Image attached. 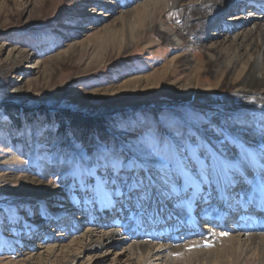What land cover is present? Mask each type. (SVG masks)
<instances>
[{
  "label": "rangeland",
  "instance_id": "rangeland-1",
  "mask_svg": "<svg viewBox=\"0 0 264 264\" xmlns=\"http://www.w3.org/2000/svg\"><path fill=\"white\" fill-rule=\"evenodd\" d=\"M113 1L116 5L108 10ZM143 1L126 0L118 7L117 0H0V236L13 238L20 230L18 248L12 247L13 240L1 243L0 237V264H26L18 254L29 248L26 240L38 239V232L41 236L52 232L57 220L47 213L54 207L63 208L98 186L108 191L99 170L89 171V165L78 163L81 155L91 159L98 143L131 145L155 139L163 145L182 135L205 142L200 131L219 144L225 138L240 141L239 130L228 128L216 107L209 111L201 104L207 97L189 88L196 73L201 84L214 86L211 98H223L233 92L232 76L216 72L205 55L195 53L200 50L196 44L185 39L177 47L166 37L181 23L178 8L166 12L167 26L148 30L140 39L132 9ZM244 8L222 18L253 11ZM261 9L264 12V3ZM11 48L22 50L25 58L10 62ZM186 55L196 58L197 69H186ZM195 95L201 101L194 100ZM239 112L233 113L235 119L241 117ZM233 159L238 161V154ZM251 162L259 171L257 161ZM42 180L47 190L37 186ZM259 189L264 197V185ZM25 195L34 200L26 203ZM213 204L212 199L197 203L194 214L214 213ZM10 207L16 219L11 218ZM42 214L44 229L30 227ZM200 225H208L205 218ZM23 226L28 227L24 233ZM213 227L205 230L203 242L193 238L195 243L183 248L203 249L209 255L200 254L205 262L182 261L179 250L171 257H178V264H207V259L213 264V253L222 251L220 240L229 236ZM49 260L64 264L67 257ZM75 264H136V260L116 245L85 251Z\"/></svg>",
  "mask_w": 264,
  "mask_h": 264
},
{
  "label": "bare ground",
  "instance_id": "bare-ground-1",
  "mask_svg": "<svg viewBox=\"0 0 264 264\" xmlns=\"http://www.w3.org/2000/svg\"><path fill=\"white\" fill-rule=\"evenodd\" d=\"M125 1L117 0V6L121 7ZM263 3L264 0H144L132 9L141 39L146 35V31L155 28L159 30L167 26L166 12L170 8H178L177 18L181 23L177 24L178 29H171L170 33L166 32V37L174 41L177 47L180 46L178 43H184L185 39L196 44L200 50H196L195 53L205 55L207 62H210V66L220 75L222 73L234 79V82H231L233 92L223 98L214 99L211 98L215 95L214 86L201 84L194 73L195 78L189 88L208 98L201 101V97L195 95L194 100L201 101V104L209 107V111L212 107H216L226 126L239 130L240 141L225 147V155L234 160L233 158L238 154L240 160L243 151L252 152L260 170L252 167L251 161H247L241 164L230 192H225L223 189L214 191L210 185L205 192L193 195L190 200L183 198L184 203L177 201L165 203L161 212H157L155 207L145 213L127 203L121 206V202L108 195L105 188L95 187L90 191V195L80 194L78 199H73L70 204H62L63 208L54 207L53 213L48 211L47 215L57 220L56 226L51 227V233L41 236L38 232L37 240L29 238L31 240L24 242L29 248L18 256H22L26 264L32 262L55 264L49 259L60 255L67 257V262L64 264H75L85 251L95 247L110 249L116 245H122L124 251L136 260V264H178V257H171V254L178 253V250L183 252L182 261L193 262L195 259L203 258L200 254L209 256L208 253L206 254L203 249L185 251L183 248L188 247L192 242L195 243V240H198L197 243L203 242L206 239L204 232L211 226L225 230L229 235L220 240L222 251L218 249L213 253L215 258L214 261L211 260L213 264H242L248 259H253L255 262L252 261L253 264H264V199L259 189V185H264V175H262L264 172V12L261 9ZM115 5L113 1V4H109L106 8L112 10ZM237 7L241 9L249 7L253 11L248 15L236 12L228 19L222 18L226 12L234 11ZM246 23L251 26L246 30L242 29ZM7 55L13 63L25 58L22 50L17 48H11ZM195 59L193 56H185L186 69L189 66L197 69ZM34 67L38 70L37 66ZM207 93L210 95L206 96ZM239 108L245 110H238ZM235 111H240L238 113L240 118L235 119L233 114ZM241 112L243 113L240 115ZM216 123L219 125L220 122ZM200 132L205 142L217 148L221 147L204 131ZM42 182L43 180L37 182V186L47 190L49 186ZM47 193L52 192L48 190ZM208 193H211L214 213L199 217L198 214H194L193 208L197 203H203ZM23 200L30 203L34 199L25 195ZM102 205L107 207L102 208ZM240 207L241 211L247 210L243 216H238ZM227 208L230 209V215L237 213L234 219L239 221L237 220L235 227L233 224L229 225L226 220L221 222L219 218L217 219L220 213H228ZM103 209L107 211L102 212ZM9 211L11 218L16 219L14 209L10 207ZM250 211L257 212V215L249 214ZM45 218L43 214L40 215V219L30 224V227L37 228L41 225L44 229ZM201 218L206 219L207 226L200 225ZM27 228V226L21 227L23 233ZM19 231L14 233L13 238H10L11 235L0 236L1 243L6 244L13 240L12 247L18 248ZM78 250L80 251L76 252ZM207 262L209 264L210 259H207Z\"/></svg>",
  "mask_w": 264,
  "mask_h": 264
},
{
  "label": "snow or ice",
  "instance_id": "snow-or-ice-1",
  "mask_svg": "<svg viewBox=\"0 0 264 264\" xmlns=\"http://www.w3.org/2000/svg\"><path fill=\"white\" fill-rule=\"evenodd\" d=\"M235 139L225 138L217 148L193 136H180L174 142L146 139L139 144H97L95 155H81L79 164L89 165L103 174L108 195L117 202L148 213L161 212L165 203L203 193L211 185L214 191L230 192L241 164L255 159L248 151L240 160L225 155L224 148L234 145ZM264 175V172H262ZM206 200L211 199L208 193Z\"/></svg>",
  "mask_w": 264,
  "mask_h": 264
}]
</instances>
